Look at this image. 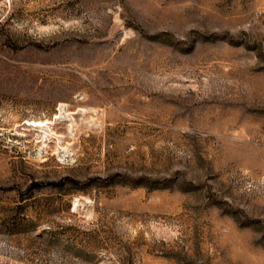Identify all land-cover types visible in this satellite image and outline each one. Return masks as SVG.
Here are the masks:
<instances>
[{"label": "rangeland", "instance_id": "374dc122", "mask_svg": "<svg viewBox=\"0 0 264 264\" xmlns=\"http://www.w3.org/2000/svg\"><path fill=\"white\" fill-rule=\"evenodd\" d=\"M0 264H264V0H0Z\"/></svg>", "mask_w": 264, "mask_h": 264}]
</instances>
